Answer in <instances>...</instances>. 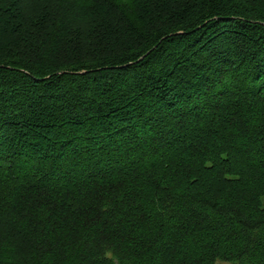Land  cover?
I'll use <instances>...</instances> for the list:
<instances>
[{
	"label": "trees",
	"instance_id": "trees-1",
	"mask_svg": "<svg viewBox=\"0 0 264 264\" xmlns=\"http://www.w3.org/2000/svg\"><path fill=\"white\" fill-rule=\"evenodd\" d=\"M0 264H264V0H0Z\"/></svg>",
	"mask_w": 264,
	"mask_h": 264
},
{
	"label": "rangeland",
	"instance_id": "rangeland-1",
	"mask_svg": "<svg viewBox=\"0 0 264 264\" xmlns=\"http://www.w3.org/2000/svg\"><path fill=\"white\" fill-rule=\"evenodd\" d=\"M68 5V4H67ZM69 6H67V8H68ZM83 15H85V14H83ZM80 19L81 20H86V21H88L89 19H90V17H80Z\"/></svg>",
	"mask_w": 264,
	"mask_h": 264
}]
</instances>
